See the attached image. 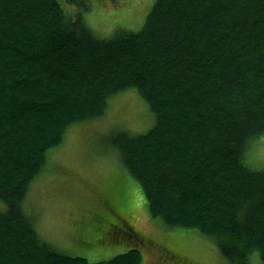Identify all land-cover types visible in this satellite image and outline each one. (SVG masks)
<instances>
[{
	"label": "trees",
	"instance_id": "1",
	"mask_svg": "<svg viewBox=\"0 0 264 264\" xmlns=\"http://www.w3.org/2000/svg\"><path fill=\"white\" fill-rule=\"evenodd\" d=\"M72 5L88 9L0 0V264H140L125 213L96 215L111 228L98 244L122 235L129 249L89 262L41 238L23 211L46 152L130 87L154 124L109 141L149 214L211 238L230 264L254 250L264 264V167L252 149L264 135V0H155L139 31L104 39Z\"/></svg>",
	"mask_w": 264,
	"mask_h": 264
},
{
	"label": "rangeland",
	"instance_id": "2",
	"mask_svg": "<svg viewBox=\"0 0 264 264\" xmlns=\"http://www.w3.org/2000/svg\"><path fill=\"white\" fill-rule=\"evenodd\" d=\"M154 1L87 0V10L79 5L70 9L73 15H81L95 36L104 39L116 31H139ZM154 121L147 103L130 87L108 98L102 116L68 127L62 142L46 152L45 164L25 197L23 211L34 219L41 238L59 251L89 262L108 260L127 251L129 246L122 235L112 243L87 246L99 236L95 227L102 230L103 238L111 234V228L97 225L94 216L115 219L107 214L106 200L112 197L116 210L129 217V225L142 237L140 264H230L211 238L198 230L168 227L152 217L140 185L125 171L110 144L115 132L145 133ZM252 149L256 160L253 168L264 167V135L254 141ZM165 250L175 255L174 259L159 257L166 254ZM248 259L249 264H259L258 252L252 251Z\"/></svg>",
	"mask_w": 264,
	"mask_h": 264
},
{
	"label": "crops",
	"instance_id": "3",
	"mask_svg": "<svg viewBox=\"0 0 264 264\" xmlns=\"http://www.w3.org/2000/svg\"><path fill=\"white\" fill-rule=\"evenodd\" d=\"M106 202H107V206H108V209H109V207L110 208H112V210H116L117 209V206L115 205V204H113V199H112V197L111 198H108L107 200H106ZM96 219V215L94 216V220ZM95 229H97V227H95ZM97 231V230H96ZM100 236H102V231H101V234L99 233V236L97 235L93 240H91V243L90 244H92V243H94V242H96V243H100V241H98V238L100 237Z\"/></svg>",
	"mask_w": 264,
	"mask_h": 264
},
{
	"label": "flooded vegetation",
	"instance_id": "4",
	"mask_svg": "<svg viewBox=\"0 0 264 264\" xmlns=\"http://www.w3.org/2000/svg\"><path fill=\"white\" fill-rule=\"evenodd\" d=\"M109 210H112V208L109 207ZM121 215H122V213H121V212H118L117 216L120 217ZM119 217H118V218H119ZM110 225H111V224H110ZM165 251H166V252H170L169 250H165ZM168 257H170V255H168V253H166L165 256H164L163 258H168Z\"/></svg>",
	"mask_w": 264,
	"mask_h": 264
}]
</instances>
